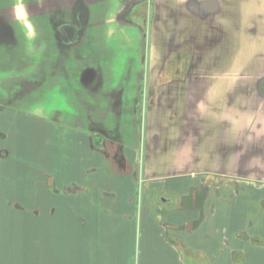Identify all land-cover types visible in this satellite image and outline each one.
Wrapping results in <instances>:
<instances>
[{"label":"crops","instance_id":"crops-1","mask_svg":"<svg viewBox=\"0 0 264 264\" xmlns=\"http://www.w3.org/2000/svg\"><path fill=\"white\" fill-rule=\"evenodd\" d=\"M0 264H264V0H0Z\"/></svg>","mask_w":264,"mask_h":264},{"label":"rangeland","instance_id":"rangeland-1","mask_svg":"<svg viewBox=\"0 0 264 264\" xmlns=\"http://www.w3.org/2000/svg\"><path fill=\"white\" fill-rule=\"evenodd\" d=\"M146 26V25H144ZM148 30V29H146ZM149 47V50L147 51V56L143 55L142 60L144 62V64L146 65L148 70H153L156 67L163 65V61L160 60L163 56H164V44H151V41L147 44V48ZM155 48V50H154ZM154 51V54H153ZM249 186V185H248ZM248 191L251 190V187H247ZM14 211H21V205L20 204H14ZM28 211H32L34 213L37 212V208H30V210L28 209ZM32 224L34 225H30V227H36V220H31L30 221Z\"/></svg>","mask_w":264,"mask_h":264},{"label":"flooded vegetation","instance_id":"flooded-vegetation-1","mask_svg":"<svg viewBox=\"0 0 264 264\" xmlns=\"http://www.w3.org/2000/svg\"><path fill=\"white\" fill-rule=\"evenodd\" d=\"M65 29L67 30L68 37H70V36L74 37L75 31H76L75 25L74 26L73 25L67 26V27H65Z\"/></svg>","mask_w":264,"mask_h":264}]
</instances>
